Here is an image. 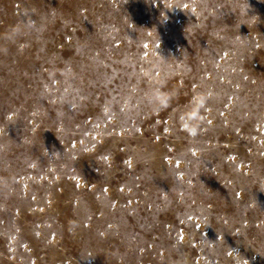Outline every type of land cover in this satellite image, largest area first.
<instances>
[{"label": "rangeland", "instance_id": "obj_1", "mask_svg": "<svg viewBox=\"0 0 264 264\" xmlns=\"http://www.w3.org/2000/svg\"><path fill=\"white\" fill-rule=\"evenodd\" d=\"M0 264H264V0H0Z\"/></svg>", "mask_w": 264, "mask_h": 264}, {"label": "clouds", "instance_id": "obj_2", "mask_svg": "<svg viewBox=\"0 0 264 264\" xmlns=\"http://www.w3.org/2000/svg\"><path fill=\"white\" fill-rule=\"evenodd\" d=\"M157 93H159V98L157 97ZM153 102L159 107V108H165L168 106L171 94H166L160 92L158 89L151 93ZM168 96V99L165 100L163 103H161V100H164V97ZM207 97L205 95H198L195 96L192 101L190 102L189 110L181 117V124L182 126L184 124H187L189 128H192L196 125V123L201 119L200 117V110L205 106ZM192 113H195L193 115Z\"/></svg>", "mask_w": 264, "mask_h": 264}]
</instances>
